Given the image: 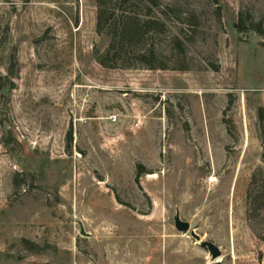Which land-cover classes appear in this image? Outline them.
I'll return each mask as SVG.
<instances>
[{
	"label": "rangeland",
	"instance_id": "374dc122",
	"mask_svg": "<svg viewBox=\"0 0 264 264\" xmlns=\"http://www.w3.org/2000/svg\"><path fill=\"white\" fill-rule=\"evenodd\" d=\"M107 1L168 69L97 0H0V264H264V0Z\"/></svg>",
	"mask_w": 264,
	"mask_h": 264
},
{
	"label": "trees",
	"instance_id": "16d2710c",
	"mask_svg": "<svg viewBox=\"0 0 264 264\" xmlns=\"http://www.w3.org/2000/svg\"><path fill=\"white\" fill-rule=\"evenodd\" d=\"M113 1V0H109ZM127 1V0H124ZM100 8L97 17V30L99 33H103L107 29V33L112 36V44L110 49L107 51L105 56H109L112 52L115 55H119L125 50H127V55L130 53L137 54V58L133 60L134 62L130 63V60H127L128 63L123 62L119 64L117 60H113L114 66L123 67V68H135V67H144L149 70L156 69H168L166 66H156V51L153 47H147L142 41V29L154 27L156 24L151 21L142 20L138 15H135L134 10H127L126 13L122 16V26L120 24L110 25L108 28L104 27V14L105 11L103 8L107 5V0H97ZM133 11V12H131ZM254 27V28H253ZM252 30L259 32L264 36V29L262 25L253 26ZM156 29V28H155ZM148 31V30H147ZM180 47L183 48V43L180 41ZM184 52V49L182 50ZM101 65L108 67L109 64H106L104 60L99 58ZM185 69V68H179Z\"/></svg>",
	"mask_w": 264,
	"mask_h": 264
},
{
	"label": "water",
	"instance_id": "95a60500",
	"mask_svg": "<svg viewBox=\"0 0 264 264\" xmlns=\"http://www.w3.org/2000/svg\"><path fill=\"white\" fill-rule=\"evenodd\" d=\"M175 226L177 230L182 234H188L191 231V224L182 220L179 212H177L175 216ZM192 236L198 243H200L203 248L208 249L212 257V262L214 264H222V261L220 260V258L222 257V252L220 251L219 247H217L212 242H202L201 237L198 236L195 231H192Z\"/></svg>",
	"mask_w": 264,
	"mask_h": 264
},
{
	"label": "bare ground",
	"instance_id": "6f19581e",
	"mask_svg": "<svg viewBox=\"0 0 264 264\" xmlns=\"http://www.w3.org/2000/svg\"><path fill=\"white\" fill-rule=\"evenodd\" d=\"M158 177V176H157Z\"/></svg>",
	"mask_w": 264,
	"mask_h": 264
}]
</instances>
